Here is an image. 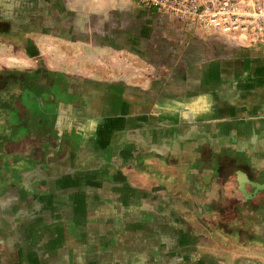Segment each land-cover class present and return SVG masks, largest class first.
I'll use <instances>...</instances> for the list:
<instances>
[{
	"label": "crops",
	"instance_id": "0c3cea01",
	"mask_svg": "<svg viewBox=\"0 0 264 264\" xmlns=\"http://www.w3.org/2000/svg\"><path fill=\"white\" fill-rule=\"evenodd\" d=\"M50 38L123 59L49 68ZM12 42L34 65L0 68V264H264V46L132 0H0Z\"/></svg>",
	"mask_w": 264,
	"mask_h": 264
},
{
	"label": "built area",
	"instance_id": "2783aa9c",
	"mask_svg": "<svg viewBox=\"0 0 264 264\" xmlns=\"http://www.w3.org/2000/svg\"><path fill=\"white\" fill-rule=\"evenodd\" d=\"M132 1L173 14L205 32L221 33L233 42L242 44L249 38L250 43L264 46V0Z\"/></svg>",
	"mask_w": 264,
	"mask_h": 264
},
{
	"label": "rangeland",
	"instance_id": "374dc122",
	"mask_svg": "<svg viewBox=\"0 0 264 264\" xmlns=\"http://www.w3.org/2000/svg\"><path fill=\"white\" fill-rule=\"evenodd\" d=\"M241 43L249 45L250 39L241 41ZM39 52H42V55L39 54L37 59L45 66L81 74H88V70L91 68L99 67L98 69H103L106 67L105 64H117L114 60L122 61L123 59V57L119 56L120 52L114 49L110 50L100 45L77 48L71 44H66V42L58 38H50L47 45L42 47ZM26 53L23 46L18 42H12L10 45L0 43V68L31 67V65H34V61L29 60ZM76 56L80 58L78 59ZM94 66L97 67L94 68ZM28 95V91L24 92L23 101L27 102Z\"/></svg>",
	"mask_w": 264,
	"mask_h": 264
},
{
	"label": "flooded vegetation",
	"instance_id": "af4514ba",
	"mask_svg": "<svg viewBox=\"0 0 264 264\" xmlns=\"http://www.w3.org/2000/svg\"><path fill=\"white\" fill-rule=\"evenodd\" d=\"M12 73H10L9 75L11 76H17L18 77H21V78H18L16 81L17 82H20L19 84L20 85H24V86H27L29 84L30 81L33 80V76L32 74L30 73H27L25 70H15V71H11ZM54 79L52 81H54L53 85H48V87H52L53 89H56L57 87H60L62 84H61V81L63 79V76L61 75V77H59L58 75H54ZM20 79V80H19ZM67 80V79H66ZM42 83L44 84L45 81L42 80ZM51 88V90H52ZM7 92L5 91H0V109L4 110V114L6 115V112L8 111H12L14 108H15V102L14 100H18V96L15 97V99L13 100V102H9V103H6V101H4V98L7 97ZM18 95V94H17ZM9 97L12 98L14 96H12L11 94H9ZM11 100V99H10ZM17 113V112H16ZM4 115V116H5ZM6 122H7V117L3 120V126H6ZM3 135H1L0 137H2ZM10 137L6 136L5 135V143H10ZM3 152L4 153H8V151L6 150V148L4 147L3 148ZM12 163V162H11ZM9 163H6L5 167H9L8 165ZM0 169H1V165H0ZM5 173V172H4ZM8 174H11V175H8ZM13 175L12 171L11 172H6L5 174H1L0 176V196H4V197H8V195H10L13 190L12 188L14 187V183L11 181V176ZM9 179V181L7 180ZM28 193H24L23 194V198H26L28 197Z\"/></svg>",
	"mask_w": 264,
	"mask_h": 264
},
{
	"label": "water",
	"instance_id": "95a60500",
	"mask_svg": "<svg viewBox=\"0 0 264 264\" xmlns=\"http://www.w3.org/2000/svg\"><path fill=\"white\" fill-rule=\"evenodd\" d=\"M4 200H6V197L0 196V201H4Z\"/></svg>",
	"mask_w": 264,
	"mask_h": 264
}]
</instances>
